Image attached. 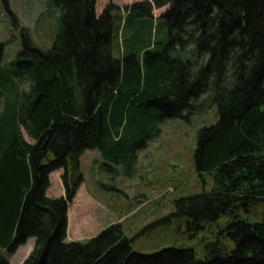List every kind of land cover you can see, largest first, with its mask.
<instances>
[{"label":"trees","instance_id":"1","mask_svg":"<svg viewBox=\"0 0 264 264\" xmlns=\"http://www.w3.org/2000/svg\"><path fill=\"white\" fill-rule=\"evenodd\" d=\"M51 1L52 47L25 34L10 64L0 63V264L31 237L21 264H264V0L136 1L121 31L131 25L146 38L140 58L113 57L114 5L96 14L97 0ZM153 4L165 6L155 21ZM157 26L165 36L151 41ZM203 100L218 118L198 129L194 164L212 187L174 199L140 231L174 229L175 239L142 252L114 222L67 241L82 152L98 148L130 167L165 119ZM60 168L65 194L48 196Z\"/></svg>","mask_w":264,"mask_h":264},{"label":"rangeland","instance_id":"2","mask_svg":"<svg viewBox=\"0 0 264 264\" xmlns=\"http://www.w3.org/2000/svg\"><path fill=\"white\" fill-rule=\"evenodd\" d=\"M136 1L143 0L96 1V14H100L109 3L116 9L113 12L114 30L118 31V37L113 34L112 40L115 58H121L123 53L130 51L140 58L141 48L148 45L144 36L142 39L135 35L131 25H126L121 31L126 6ZM164 9L165 6L152 5L154 21ZM57 27L58 8L51 0H0L1 65H9L16 57L25 34L34 45L42 49L51 48ZM163 29L157 26L151 41L154 37L156 41L163 39ZM20 86L25 87V84ZM204 97L202 95L199 100ZM217 118L216 105L203 100L184 117L165 119L160 124V133L149 139L145 148L137 151V159L130 167L124 161L107 159L98 148H86L79 159L82 181L68 202L66 240L85 241L114 222L122 224L127 236L136 235L134 247L142 252H151L175 239L174 229L140 231L148 223L170 213L174 199L211 189L212 176L208 172L196 173L194 152L198 129L215 123ZM24 136L32 142L25 132ZM63 173L64 169L60 168L49 174L48 196L65 194L61 179ZM33 244L32 237L19 246L8 256L9 264H21Z\"/></svg>","mask_w":264,"mask_h":264},{"label":"crops","instance_id":"3","mask_svg":"<svg viewBox=\"0 0 264 264\" xmlns=\"http://www.w3.org/2000/svg\"><path fill=\"white\" fill-rule=\"evenodd\" d=\"M32 238V237H31ZM28 241V240H27ZM34 245V244H33Z\"/></svg>","mask_w":264,"mask_h":264}]
</instances>
